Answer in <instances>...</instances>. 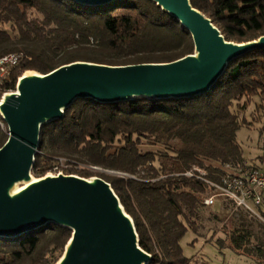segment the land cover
<instances>
[{
  "label": "trees",
  "instance_id": "obj_1",
  "mask_svg": "<svg viewBox=\"0 0 264 264\" xmlns=\"http://www.w3.org/2000/svg\"><path fill=\"white\" fill-rule=\"evenodd\" d=\"M191 1L212 19L227 41L243 44L264 36V0ZM42 7L37 0H0V24L26 25L29 34L43 42L55 33H70V41L66 40L64 47L75 45L76 48L66 52L59 62L43 49L2 51L0 58L9 54L24 55L8 90H16L19 78L28 71L45 75L75 62L117 67L164 64L195 51L190 33L150 0H118L99 8L85 7L71 0H49L44 5L45 19L33 17V12ZM77 35L87 40L95 38L97 46L82 45L76 41ZM7 37L0 29V40ZM127 48L132 49L130 56L107 57ZM259 99L264 100V50L233 62L209 94L191 100H141L113 105L78 100L66 111L62 121L43 127L39 151L47 139L51 153H38L33 175L45 177L60 156L84 164L75 158L83 151L91 153L93 166L108 167L113 159L127 161L126 173L131 176L151 174L155 180L138 184L133 178L87 170L69 173L86 179L99 177L112 185L135 221L141 247L153 256L152 264H193L181 246L189 228L181 220L180 210L183 205L195 208V195L206 194L209 186L184 175L198 167L207 171L208 179L219 181L225 166L247 163L236 135L240 127L237 112H246ZM8 139L9 135L0 128V148ZM145 145H163L166 151L143 153L141 149ZM208 162L219 167L207 166ZM145 196L154 197L155 209L162 204L173 215L171 221L166 219L170 221L168 227L163 228L147 208ZM46 230L52 233L46 235ZM71 236V231L49 225L47 229L15 240L0 238V245L25 251L28 264H55L63 256ZM33 244H37L34 251ZM0 264L10 263L5 256H0Z\"/></svg>",
  "mask_w": 264,
  "mask_h": 264
},
{
  "label": "water",
  "instance_id": "obj_2",
  "mask_svg": "<svg viewBox=\"0 0 264 264\" xmlns=\"http://www.w3.org/2000/svg\"><path fill=\"white\" fill-rule=\"evenodd\" d=\"M71 1L99 8L118 0ZM150 1L190 33L193 54L172 63L120 67L75 62L45 75L26 73L15 92L4 94L0 116L9 139L0 148L1 239L15 240L56 225L72 236L55 264H152L134 219L110 183L63 173L33 175L43 127L62 121L76 101L191 100L209 94L233 62L264 50V36L243 44L227 41L191 0Z\"/></svg>",
  "mask_w": 264,
  "mask_h": 264
},
{
  "label": "rangeland",
  "instance_id": "obj_3",
  "mask_svg": "<svg viewBox=\"0 0 264 264\" xmlns=\"http://www.w3.org/2000/svg\"><path fill=\"white\" fill-rule=\"evenodd\" d=\"M37 1L43 7L35 10L32 16L44 20L47 16L44 5L49 0ZM0 29L8 35L7 38L0 40V53L14 48L43 49L59 62L65 57L66 52L76 48L75 45L69 48L64 47V42L66 40L70 41V33H55L43 42L31 36L29 28L26 25H17L13 22L10 24H0ZM75 39L82 45L89 43L93 47L97 46L95 38L87 40L77 35ZM131 54L132 49L127 48L119 54L107 57L122 59ZM29 72L37 73L35 71H28L25 74ZM257 103L256 106H252L244 113L237 112L240 127L236 135L242 147L244 160L250 165L257 166L264 171V100L259 99ZM0 128L3 133L9 135L8 127L1 116ZM141 150L143 153H164L166 148L163 145H145ZM39 153L41 155L51 153L47 139H45ZM59 158L67 157L60 156ZM75 158L84 161L85 165H95L92 155L88 151L75 155ZM208 165H213L215 168L219 167L217 163L212 162H208ZM94 167H97L96 173H103L111 177L133 178L138 184L155 180V177L147 172L136 174L135 176L127 174V161L115 162L112 159L108 167ZM193 169L195 173L208 174L206 170H201L198 167ZM211 194L212 191H207L206 194L201 195L196 194L197 202L195 208L183 205L180 210L181 220L189 228L187 235L181 243L185 257L191 259L193 264H264V204L256 208V212L259 215L257 217L246 211L237 210L225 201H217L215 206L207 207L204 201ZM143 201L159 224L161 223L163 228L168 227L167 223L169 224L173 215L166 211L162 204L158 205L157 209H155L152 206L154 197L145 196ZM168 218L170 221H166ZM51 233V230L45 231L46 235H50ZM36 247L37 244H33L31 250L34 251ZM25 253L22 249L0 245V256H5L7 262L10 264H28Z\"/></svg>",
  "mask_w": 264,
  "mask_h": 264
},
{
  "label": "built area",
  "instance_id": "obj_4",
  "mask_svg": "<svg viewBox=\"0 0 264 264\" xmlns=\"http://www.w3.org/2000/svg\"><path fill=\"white\" fill-rule=\"evenodd\" d=\"M23 60V54H9L0 58V102L5 93L15 92V90H8L7 87L13 83L14 74ZM83 170L95 172L97 167L67 158H58L47 175L57 176L60 173L76 175L69 173ZM223 171L219 181L210 180L207 178L208 174H199L195 171L187 172L184 176L197 178L209 186L212 194L205 199V206L213 207L217 201H225L237 210H243L259 217L256 208L264 204V171L252 168L249 163L244 166L227 165Z\"/></svg>",
  "mask_w": 264,
  "mask_h": 264
}]
</instances>
